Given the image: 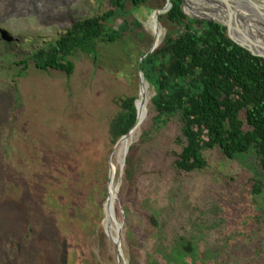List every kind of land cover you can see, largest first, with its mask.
Masks as SVG:
<instances>
[{
	"label": "rangeland",
	"instance_id": "374dc122",
	"mask_svg": "<svg viewBox=\"0 0 264 264\" xmlns=\"http://www.w3.org/2000/svg\"><path fill=\"white\" fill-rule=\"evenodd\" d=\"M215 3L187 0L184 11L198 14ZM109 8L110 0H0V30L8 33L0 41V264H119L105 227L112 168L122 264H264V197L252 194V179L261 177L254 154L229 160L219 148L206 150L207 169L176 170L179 121L148 135L142 129L158 115L151 85L140 129L119 148L113 143L110 124L121 101L146 98L139 65L153 47L131 37L100 41L97 59L81 51L70 58L71 77L18 66L74 23ZM156 11L134 13L154 40ZM160 27L162 43L168 28ZM246 28L244 35L262 40ZM127 144L137 148L132 180L125 179L126 162L122 167Z\"/></svg>",
	"mask_w": 264,
	"mask_h": 264
},
{
	"label": "trees",
	"instance_id": "16d2710c",
	"mask_svg": "<svg viewBox=\"0 0 264 264\" xmlns=\"http://www.w3.org/2000/svg\"><path fill=\"white\" fill-rule=\"evenodd\" d=\"M167 3L168 0H110L106 12L74 23L56 43L36 51L18 66L23 70L33 66L45 72L60 71L71 77L76 66L70 58L81 51L97 59L100 41L114 44L131 37L146 42L151 49L155 40L146 34L134 13L143 7L162 10ZM172 4V9L159 17L168 28L165 40L153 53H144V57L149 55L139 65L156 90L152 103L158 112L150 128L144 123L142 129L148 135L155 127L162 128L173 119L179 121L181 151L171 154L175 169L185 173L208 168L206 150L219 148L229 160L254 154L261 177L252 179V194L264 197V59L238 46L225 26L187 16L183 0H172ZM212 11L219 14L216 9ZM197 13L210 15L203 8ZM151 24L162 41L160 25L153 18ZM7 34L0 30V41ZM136 101L137 98L121 101L122 110L110 124L114 144L135 127ZM143 103L141 98V112ZM136 150L132 146L127 156L126 180L136 174ZM42 230L45 238L56 244L54 233ZM188 249L191 251L192 245Z\"/></svg>",
	"mask_w": 264,
	"mask_h": 264
},
{
	"label": "water",
	"instance_id": "95a60500",
	"mask_svg": "<svg viewBox=\"0 0 264 264\" xmlns=\"http://www.w3.org/2000/svg\"><path fill=\"white\" fill-rule=\"evenodd\" d=\"M185 3H187V0H183V4H182L183 11H184ZM249 3L252 6L256 7V8L259 7L254 0H249ZM226 5H227V3H226ZM172 7H173L172 0H168L167 6L164 9L158 10V11H156L154 13V16H155V18L157 20L158 25H160L159 17L161 15H163V14L168 13L172 9ZM227 8L231 10L233 7L227 6ZM184 13L187 16H189L190 18L195 19V20H203V21L217 23V24H220L222 26H225L228 29L229 37L238 46H240L241 48L249 51L253 56L264 59V41L263 40L254 41L248 35H244V33L241 31V27H239V25H238V19H239V17H238V15H237V13L235 11H233L232 14H231V16L234 19L231 17L227 21H220L218 19H215L214 17H209V16H205V15H194L193 12H192V14H187L184 11ZM160 44L155 41L154 46H153V48H152V50H151V52L149 54L153 53L160 46ZM148 55L145 56L144 59H146L148 57ZM143 79H145V75H144L143 72H140L141 88H142ZM136 107H137V112H138L137 123H136L135 127L130 131V133L128 135L124 136L118 142V144H117V147L118 148L120 147V145L125 140L129 139L130 135L133 133V131L141 123V120H140L141 119V115H140V109L138 107V100L136 101ZM130 147H131V144H127L126 145V148H125V150L123 152L124 159H123V165H122V167H124V165H125L126 157H127L128 153H129ZM112 178H113V176L111 174L110 175V183H109V199H108V202H107V207L109 206V210H110V221H111L110 222V226H112V223H115L116 226H117V239L114 240V238L112 237V235L110 233L109 228H106V234L111 239V241L112 240L114 241V245H115V247L117 249V255H118L119 264H122L123 263V251H122V245H121V230H122V227L119 224H117L116 219H115V217L113 215V205L114 204L111 203V195H110V185L113 182V179ZM117 194H118V186L115 189V199L117 198Z\"/></svg>",
	"mask_w": 264,
	"mask_h": 264
},
{
	"label": "bare ground",
	"instance_id": "6f19581e",
	"mask_svg": "<svg viewBox=\"0 0 264 264\" xmlns=\"http://www.w3.org/2000/svg\"><path fill=\"white\" fill-rule=\"evenodd\" d=\"M216 3L215 5H217V7H215V9L219 12V14H216L215 12H213L212 10H206L210 15L209 17H214L215 19L221 20V21H227L229 18H231V14L233 11H235L239 17L238 19V25L239 27H241V31L243 29V31L245 33H249L250 32L247 30L246 27H250L252 28L255 33H257V35L264 41V1L262 2H256L257 5L259 6L258 8L252 6L249 3V0H215ZM227 3V5H226ZM227 6L233 7L231 10L227 8ZM233 10V11H232ZM194 15H201V14H194ZM208 16V15H205ZM233 18V17H232ZM154 21H157L155 16H153ZM234 19V18H233ZM150 29L153 32V35L155 37V41L157 43H161V38L160 35L155 32L153 30L152 24L150 22ZM254 41H259L256 39H252ZM146 79H143V83H142V89L144 90L145 94H146V98L144 100L143 106H142V112L140 111V115H141V123L140 125L133 131V133L130 135V137L134 134V132L136 130L140 129V126L143 122V120L145 119V117L147 116V103L150 101V89L146 84ZM148 83V82H147ZM140 100L141 97L139 98V103H138V107L140 105ZM126 141V140H125ZM124 141V142H125ZM111 174L113 176V182L115 181L116 178V173L115 170L112 168L111 169ZM112 184L110 185V195H111V191H112ZM115 202V193L113 195H111V203L114 204ZM107 221L108 224L105 225L106 228H109L110 233L112 235V237L114 238V240L117 239V237H114L112 234V229L114 228L117 234V229L116 227H114L113 225L110 226V211L107 217ZM112 242L114 243V241L112 240Z\"/></svg>",
	"mask_w": 264,
	"mask_h": 264
}]
</instances>
